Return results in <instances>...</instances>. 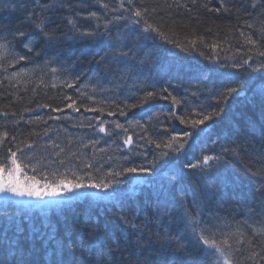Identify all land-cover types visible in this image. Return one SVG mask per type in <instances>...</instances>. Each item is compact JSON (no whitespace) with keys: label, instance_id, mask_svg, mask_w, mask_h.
<instances>
[{"label":"trees","instance_id":"16d2710c","mask_svg":"<svg viewBox=\"0 0 264 264\" xmlns=\"http://www.w3.org/2000/svg\"><path fill=\"white\" fill-rule=\"evenodd\" d=\"M133 3L149 9L140 24L125 10L127 0L125 8L119 7V0H0V44H8L7 50L0 48V154L19 147L17 159L25 174L39 169L44 177L49 168L51 177L62 175L68 181L78 175L84 183L107 182L110 173L155 161L152 173L123 172L116 177L147 178L136 193L116 202L78 199L51 219H34L32 227L0 214V264H202V257L190 252L187 234L179 236L187 243L181 248L167 244L148 226L162 225L174 234L184 216L202 217L203 227L215 226L218 240L239 229L241 242L230 240L239 264H264L260 256H253H264L259 244L247 243L264 239L256 232L264 227V68L258 67L264 63L258 57L264 58V0L256 6L253 0ZM93 12L96 17L90 16ZM117 16L124 19H113ZM145 19L166 38L145 31ZM41 22L47 37L34 27ZM17 31L26 33L24 43L32 41V52L19 39L13 41L11 33ZM83 31L98 35L82 36ZM248 38L256 43H248ZM168 41L181 44L174 48L177 53ZM184 45L195 49L193 58L178 55ZM17 54L28 59L16 63ZM220 57L232 67L244 60L248 64L233 67L238 74L221 82L226 73L221 75L215 63ZM238 80L243 82L238 93L225 103L215 98L214 85L222 93L226 87H238ZM65 81L73 86L66 87ZM164 89L182 103L156 99L142 107H125V101L137 103L147 92ZM66 96L77 101L79 112L65 107L70 102ZM43 104L50 107H37ZM100 108L104 111L89 110ZM118 108L127 115L121 116ZM220 109L219 117L200 126L202 132L169 115L200 119L198 113ZM100 121L111 136L88 126ZM113 121L127 132L114 128ZM136 122L141 126H134ZM5 131L8 137H2ZM184 131L193 136L182 152L163 146L169 136L182 137ZM86 132L91 133L89 139ZM127 135L132 145L124 144ZM22 154L30 159H21ZM205 155L218 156L220 162L210 161L209 167L197 171L187 167ZM220 178L222 185L215 193L211 186ZM155 203L171 206V220L161 218L158 223L160 214L151 208ZM138 204L147 208L135 213Z\"/></svg>","mask_w":264,"mask_h":264},{"label":"snow or ice","instance_id":"6c2138e0","mask_svg":"<svg viewBox=\"0 0 264 264\" xmlns=\"http://www.w3.org/2000/svg\"><path fill=\"white\" fill-rule=\"evenodd\" d=\"M100 2V0H98ZM193 3H195V0H193ZM221 3H223V0H221ZM258 3V0H253V6H256ZM127 4L129 7H127L125 10L129 13H132V15L137 18L133 20V23L140 24L141 19L144 18L149 9L147 8H139L135 7L133 0H127ZM264 6V5H262ZM103 7L105 9H109V5L107 3L103 4ZM119 7L125 8V0H119ZM187 7V5H185ZM207 7V5H205ZM114 10V9H113ZM220 9H216V11H219ZM154 11V10H153ZM96 13H90L91 17H96ZM115 20L124 19L123 16H117L114 17ZM108 23H111V21H108ZM74 24V22H73ZM144 29L145 31H154L156 32L161 38H166L165 34L160 30L159 27L149 24L147 20H144ZM36 29H39L40 32L44 36H49V33L44 31V22H41L40 24L34 25ZM82 36H94L98 35V33L92 32V31H83L80 33ZM13 41L18 40L21 43V45L26 48L29 52L33 51L32 41L29 40L28 43H24V37L26 36V33L23 31H17L15 33H11ZM49 40H51V37H49ZM248 43L255 44L256 41L252 40L251 38H248ZM215 47V45H213ZM0 48H4L7 50L8 44H0ZM186 50V49H185ZM122 55L127 56V53H123ZM261 55H264V53H261ZM15 62L19 63L20 61H25L28 59L26 55H19L17 54L15 57ZM248 59H251L249 57ZM245 64H248V60H244L242 64H236L233 65V67H243ZM258 67L264 68V63L260 64ZM23 71V70H22ZM53 72L56 70L53 69ZM14 75H19V73H14ZM78 80L79 77H76ZM238 87H226L224 92L220 93L221 98L226 101L228 97L232 96L235 93H238L240 89L243 87L242 81H237ZM66 87H72L71 82L65 81ZM167 90L164 89L162 92L157 91H150L145 94L143 98H141L137 103L128 104L125 101V107L132 109L136 107H142L144 105H147L150 101L156 100V99H163V100H170L173 105H180L182 101L178 99L176 96L172 95L171 93H167ZM81 95H84L83 93ZM89 98L90 97H86ZM65 100L70 101L69 103L65 104L66 108H71L76 112L80 111V106H77V101L73 99L71 96L64 97ZM37 107H44L48 108L50 105L43 104V105H37ZM28 109H26L27 111ZM90 111H100L103 112L104 109H89ZM119 114L121 116H126L127 112L123 109L118 108ZM55 111L60 112L63 111L61 108H56ZM222 109L220 110H214L212 112H209L207 114L205 113H198V115L201 117L200 119H191V118H185V116H177L175 112H170L169 115L172 119H178L180 123L190 125L192 129H199V132L203 131V128H200L201 125H204L206 121H212L214 118L219 117L221 114ZM110 115H115V112L109 113ZM264 114V113H262ZM7 115V113H5ZM51 119V117H50ZM59 119V117H57ZM31 123V121H29ZM114 128L121 129L124 132H127V129L125 126L119 122L113 121ZM132 124L133 122H129ZM89 127H92L94 130H98L99 132L105 133V135L111 136L112 132H110L105 127V122L100 121L98 126L89 124ZM134 126H141L139 125V122H136ZM47 131L45 130V135H47ZM197 132V135L199 134ZM9 133L7 131L2 133V137H8ZM193 136V132L191 131H184L182 137L179 135H171L168 137L167 142L163 145L165 148L171 149L174 152L180 153L184 150L185 144L188 143V139H190ZM12 140H16V137L13 136ZM151 142V140L149 141ZM95 144L96 142H92ZM124 144L125 145H132L133 144V138L131 135H127L124 138ZM158 147L160 145H157ZM28 147V145H26ZM20 151L19 147L17 148V151H12L11 148H7L6 151L2 154H0V192H11L19 196H29V197H57L62 196L66 193H77L79 196H86L87 193H80V189H86V188H95V189H102L105 190L104 194L107 195L108 189L114 188L115 185H118L122 183L121 180L117 179L116 177L122 175L123 172L127 173H152L153 168L155 166V161L152 162V166H143V165H133L130 167H126L122 170L120 173H110V178L107 182H99V183H84L80 179L76 180H68L67 182L64 179H60L59 181L55 183H48L45 182L43 185L40 184V181H37L34 176L28 177L27 174H25V179L27 180V183L24 181H21L19 179V173L22 171L20 163L17 159V152ZM62 151V149H61ZM59 153H57L58 155ZM235 154V153H234ZM161 155H168L167 152H162ZM21 159L23 160H29L30 158L26 155L21 156ZM210 161H216L217 163L220 162V157L218 156H208L205 155L202 157L200 161L197 163H189L187 165L188 168L196 169V168H206L209 167ZM27 166V165H26ZM87 168H91V164L85 165ZM34 169V166H33ZM118 220H120L123 224H129V221L124 217H119ZM203 223V222H202ZM132 227H135V225H131ZM212 227H208L205 225L204 227H193L192 228V238L189 240V243L199 244L202 246H206L207 248V255L210 257H214L213 264H239V260L235 256V249L233 248V245L230 243L231 239H235L236 243H240L243 234L239 232V229H237L236 232H229L225 235V238L222 240H218L217 232L213 231ZM256 232L259 234L260 237L264 238V227L256 229ZM224 235V234H222ZM179 239V238H178ZM247 243L253 247L256 246V244H259L261 248V252H264V239H261L259 241L254 242L253 239H248ZM181 248H184V245H180ZM201 251H204V247L201 248ZM253 256H260L261 260H264V256H261L260 253H253Z\"/></svg>","mask_w":264,"mask_h":264},{"label":"bare ground","instance_id":"6f19581e","mask_svg":"<svg viewBox=\"0 0 264 264\" xmlns=\"http://www.w3.org/2000/svg\"><path fill=\"white\" fill-rule=\"evenodd\" d=\"M180 45H181L180 43H178L176 45L175 43H173V41L172 42L168 41V47L171 48V49H173V51H175V52H176V50L174 48L179 47ZM191 50H195V49L192 48L191 45H189V46H185L184 45V47L182 48V51L178 55L181 56V57L182 56H188L189 58H193L195 56L196 51L192 52ZM258 57L264 60L263 57H260V56H258ZM215 63L217 65L218 69L220 71H223V73L221 75H223L224 73H226L224 75V77H223V80L221 79L222 80L221 82H229L230 80H227L229 75H236V74H238V72L230 65V63L224 57L218 58ZM180 65H183V64H180ZM156 75H157V72H155V71L152 72V76H156ZM233 77H235V76H232L231 79ZM204 88H206L207 90L210 89L208 86H205ZM213 92H214L215 98L218 101H223L225 103V101L221 98L219 88H217L215 85L213 86ZM76 123H77V125L80 124V122H76ZM90 134H91L90 132L84 133L85 138H88L89 139L90 138ZM194 170L197 171V168L194 169ZM52 175L53 174H52L51 169L46 168L44 177L45 178H50ZM49 181H50V183H53V181H52L51 178H50ZM221 185H222V179L221 178L220 179H216L212 183V186H211L212 191L215 192V193H218V190H220ZM165 211L166 210H162V213L159 212L160 213V217L163 218V219L171 220L169 208H168V210L166 212ZM226 216H227L226 214H222V216H220V217H226ZM148 226H149L150 229H152L153 231H155V233H156V235L158 237H162L163 238L162 240H164L167 244L169 243L171 245H174V244L181 245V243H182L181 241H182V238L183 237L182 236L179 237L180 234L181 235L182 234L183 235H186L189 232L188 228L183 223L180 224V226L178 228L179 231L177 233H174V234L166 233V228L164 226H162V225L150 224ZM189 247H190V252H192V254H194V255L201 254L200 250L197 251V247L193 243H191L189 245ZM184 258H185V256H184Z\"/></svg>","mask_w":264,"mask_h":264},{"label":"rangeland","instance_id":"374dc122","mask_svg":"<svg viewBox=\"0 0 264 264\" xmlns=\"http://www.w3.org/2000/svg\"><path fill=\"white\" fill-rule=\"evenodd\" d=\"M187 105H188V102L186 103ZM78 171H81V170H78ZM74 178H77V179H80V177L77 175V177H75V176H73ZM71 196H73L75 193H69ZM158 204H154L153 206H151V208H152V212L154 213V214H160V213H156L155 212V209H159V211L162 213V210H163V208H167V206H166V203H164V205L163 204H161V203H159V206H157ZM146 206H147V203H146ZM144 204H138V205H136V207L134 208V212L135 213H137L139 210H141V209H144V208H147ZM171 206H169L168 208H170ZM161 217L159 216V219H158V223H161ZM243 224L245 225V223L243 222ZM171 226H172V224H171ZM223 227H225V226H221V228H223ZM182 245H187V243H181ZM174 250L175 251H178L179 252V249H177V248H174ZM201 262L204 264L205 262L203 261V260H201Z\"/></svg>","mask_w":264,"mask_h":264},{"label":"water","instance_id":"95a60500","mask_svg":"<svg viewBox=\"0 0 264 264\" xmlns=\"http://www.w3.org/2000/svg\"><path fill=\"white\" fill-rule=\"evenodd\" d=\"M8 196L14 198V197L12 196V194L9 193V192H0V198H4V197H8Z\"/></svg>","mask_w":264,"mask_h":264}]
</instances>
